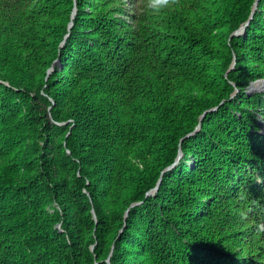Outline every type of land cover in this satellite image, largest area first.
<instances>
[{"label": "trees", "instance_id": "16d2710c", "mask_svg": "<svg viewBox=\"0 0 264 264\" xmlns=\"http://www.w3.org/2000/svg\"><path fill=\"white\" fill-rule=\"evenodd\" d=\"M149 1L0 0V264H264V0Z\"/></svg>", "mask_w": 264, "mask_h": 264}, {"label": "rangeland", "instance_id": "374dc122", "mask_svg": "<svg viewBox=\"0 0 264 264\" xmlns=\"http://www.w3.org/2000/svg\"><path fill=\"white\" fill-rule=\"evenodd\" d=\"M158 0H151V1H149V3L150 4H153V3H156ZM73 2H74V4H73V9H72V11H71V19L75 16V14H74V11H75V13H76V11H77V6H76V0H73ZM127 6L128 7H130L129 6V4H127ZM253 7V6H252ZM130 8H132V7H130ZM254 11V10H253ZM253 12H252V10H251V14H252ZM74 15V16H73ZM73 23V21L72 20H70L69 21V23H68V28L69 27H71L70 26V23ZM237 30V29H236ZM234 65V60H233V62L231 63V66L230 67H232ZM52 70H53V66L52 65H49L46 69H45V79H47L48 78V75L52 72ZM261 78H263V77H261ZM257 79H259V78H257ZM264 79V78H263ZM256 80V79H255ZM254 81V80H253ZM252 82V81H251ZM250 82V83H251ZM261 85H263V83H260ZM249 88V87H248ZM249 90V89H248ZM254 90H258V89H253V90H251V91H254ZM261 91V90H260ZM59 123H62V122H59ZM264 122H263V125L261 126V131L263 130V132H264ZM179 151H181V150H179ZM181 155H182V152H181ZM164 170H162V172H163ZM160 178L161 177H159L158 178V180H157V183H159V181H160ZM155 186H157V185H155ZM155 186H153V187H151L149 190H151V189H153ZM157 188V187H156ZM148 190V191H149ZM148 191H147V194H148ZM153 193V192H152ZM132 204H134V203H132ZM127 211V210H126ZM92 212H93V215L95 216V213H94V211L92 210ZM242 215H241V213H239L237 210H233V215L231 216L234 220H235V222H237V221H239V220H241L242 219V217H241ZM249 221V220H248ZM248 224H249V222H247ZM59 226H60V224H59ZM244 227V226H243ZM242 227V228H243ZM240 228H241V226H240ZM227 232V231H226ZM229 236H231V235H229ZM93 247H94V244H92L91 246H90V248L91 249H93ZM107 260H108V258H107Z\"/></svg>", "mask_w": 264, "mask_h": 264}, {"label": "water", "instance_id": "95a60500", "mask_svg": "<svg viewBox=\"0 0 264 264\" xmlns=\"http://www.w3.org/2000/svg\"><path fill=\"white\" fill-rule=\"evenodd\" d=\"M256 7V1H255V3L253 4V7H252V12H253V10H254V8ZM74 14H75V11H74ZM74 16V15H73ZM73 23L71 22L70 23V26L72 25ZM245 24H247V21L245 22ZM245 24H243V25H241L237 30H235L233 33H235V34H237V33H240L243 29H244V27H245ZM262 82V83H264V79L263 78H259V79H256V80H254V81H252L251 83H250V85H249V91H251V90H253V89H258V90H261V91H264V86H262V87H257V86H255L254 84L256 83V82ZM202 116V115H201ZM200 116V117H201ZM199 128V124L196 126V128L195 129H198ZM264 129V128H263ZM263 131V130H262ZM194 131H192V132H190V133H193ZM187 135H189V134H187ZM181 156V151H179V153H178V155H177V157H176V160H175V162L179 159V157ZM173 164H171L170 166H167L165 169H168V168H170L171 166H172ZM164 169V170H165ZM156 187L157 186H155L153 189H151V190H149L148 191V193H152V192H154L155 190H156Z\"/></svg>", "mask_w": 264, "mask_h": 264}, {"label": "bare ground", "instance_id": "6f19581e", "mask_svg": "<svg viewBox=\"0 0 264 264\" xmlns=\"http://www.w3.org/2000/svg\"><path fill=\"white\" fill-rule=\"evenodd\" d=\"M260 83H262V82H260V81H259V82H256L254 85L257 86V87H262V86H264V83H263V85H261Z\"/></svg>", "mask_w": 264, "mask_h": 264}]
</instances>
